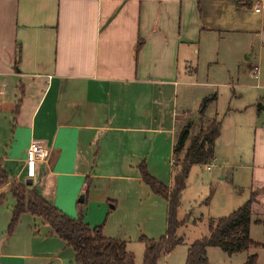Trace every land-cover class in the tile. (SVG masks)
<instances>
[{
    "label": "crops",
    "instance_id": "0c3cea01",
    "mask_svg": "<svg viewBox=\"0 0 264 264\" xmlns=\"http://www.w3.org/2000/svg\"><path fill=\"white\" fill-rule=\"evenodd\" d=\"M201 48L251 80L252 103L229 110L249 117L253 156L242 168L248 185L237 189L255 198L251 235L264 228V0H0V173L8 178L0 264H77L38 217L24 213L10 231L15 180L70 217L84 214L104 236L112 215L135 209L164 212L167 231V202L141 170L164 185L169 166L175 174L178 121L191 112L185 87ZM210 115L221 137L220 114ZM33 141L49 156L31 180Z\"/></svg>",
    "mask_w": 264,
    "mask_h": 264
},
{
    "label": "rangeland",
    "instance_id": "374dc122",
    "mask_svg": "<svg viewBox=\"0 0 264 264\" xmlns=\"http://www.w3.org/2000/svg\"><path fill=\"white\" fill-rule=\"evenodd\" d=\"M199 59L200 65L195 64L196 71L185 87L186 95H190L185 109L191 112L179 118L178 126L184 127L190 120L193 125L192 134L196 135L201 128L210 126L212 121L218 119L210 114L219 113L223 121L222 135L216 143L215 161L209 164L212 167L211 172L206 165L194 166L190 171L177 216L182 223L177 237L182 239V243L168 255L162 256L158 264H186L189 247L195 241L208 236V221L230 215L247 201V191H238L237 186L248 185L245 181L246 172L242 168L251 162L253 156V144L244 133L249 125V117L231 115L229 110L248 107L252 103L249 91L251 80L246 76H239L237 71L229 72L218 66L214 51L210 49L206 51L201 48ZM233 93L242 98H236ZM215 94L218 101L209 108L207 116L198 117L201 99ZM179 158L180 165L184 153ZM172 169L174 168L169 166V171H166V186L173 183ZM223 176L227 178L222 179ZM15 182L18 183L13 181ZM11 205L12 199L8 197L4 201V207ZM121 213L111 216L105 236L124 241L134 253L137 264H143L145 245L141 238L146 237L156 242L162 239L166 233L164 212L159 214L157 210L135 209ZM251 239L258 244H264L263 226H253ZM252 256H257L256 264H264V247L250 248L249 251L232 256L217 247L208 249L209 264H246Z\"/></svg>",
    "mask_w": 264,
    "mask_h": 264
},
{
    "label": "trees",
    "instance_id": "16d2710c",
    "mask_svg": "<svg viewBox=\"0 0 264 264\" xmlns=\"http://www.w3.org/2000/svg\"><path fill=\"white\" fill-rule=\"evenodd\" d=\"M217 99L216 96L206 99L201 106L200 115H205L207 108ZM192 121L180 129L175 146L178 166L172 187L166 186L153 178L146 169L141 170L142 178L151 191L163 198L168 205L167 231L158 242L142 237L145 245L143 264H158L162 256L171 253L182 239L177 237L181 222L177 219L181 208L182 194L193 166L209 165L215 159L216 141L220 137L222 124L212 121V125L201 128L196 135L192 134ZM187 144L189 146L187 147ZM182 164L179 165L181 154ZM8 183L7 175L0 173V184ZM12 195L16 201L10 231L14 229L20 215L29 213L49 225L51 233L73 249L77 264H135V256L127 250L125 242L109 239L103 235L102 226L91 227L85 222L84 214L76 218L68 216L57 207L40 197L35 188L12 183ZM252 197L236 211L219 219L208 222V236L195 241L188 249L186 264H209L208 249L217 247L229 256L249 251L250 248L264 247L251 239L253 223ZM256 224H260L259 221ZM257 256H252L246 264H256Z\"/></svg>",
    "mask_w": 264,
    "mask_h": 264
},
{
    "label": "built area",
    "instance_id": "2783aa9c",
    "mask_svg": "<svg viewBox=\"0 0 264 264\" xmlns=\"http://www.w3.org/2000/svg\"><path fill=\"white\" fill-rule=\"evenodd\" d=\"M258 11V10H257ZM258 71V68H255V73ZM49 156L48 149L40 144V142L33 141L30 143L26 151V177L28 179H34L36 177V166L38 163L46 162ZM208 171L212 169L209 165L207 167Z\"/></svg>",
    "mask_w": 264,
    "mask_h": 264
}]
</instances>
